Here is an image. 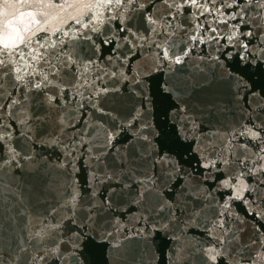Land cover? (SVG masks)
<instances>
[{"label": "water", "instance_id": "95a60500", "mask_svg": "<svg viewBox=\"0 0 264 264\" xmlns=\"http://www.w3.org/2000/svg\"><path fill=\"white\" fill-rule=\"evenodd\" d=\"M0 264H264V0H0Z\"/></svg>", "mask_w": 264, "mask_h": 264}]
</instances>
